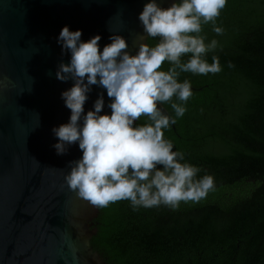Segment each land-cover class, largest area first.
Returning <instances> with one entry per match:
<instances>
[{
    "label": "clouds",
    "instance_id": "1",
    "mask_svg": "<svg viewBox=\"0 0 264 264\" xmlns=\"http://www.w3.org/2000/svg\"><path fill=\"white\" fill-rule=\"evenodd\" d=\"M228 0H174L167 8L148 0L138 15L143 34L135 54L120 34L112 33L101 50V35L82 40V30L64 26L56 37L61 55L56 80L71 83L61 93L70 110L67 123L51 129L57 140L52 145L57 156L78 146L82 155L69 162L64 184L77 198L96 208L128 201L133 211L164 206L178 210L182 203L198 204L215 189L212 175L198 176L201 169L186 162L185 153L174 150L165 138L187 112L193 96L189 80L182 73L215 75L222 71L217 56H206L218 47L212 39L205 43L203 25H217ZM157 43L151 46L147 40ZM187 57V60L184 58ZM167 63V70L162 65ZM229 67H232L229 64ZM93 86L103 92L85 112ZM169 105L174 115L165 110ZM110 114H102L105 107ZM143 120V123L140 121ZM73 259L78 257L73 251Z\"/></svg>",
    "mask_w": 264,
    "mask_h": 264
},
{
    "label": "trees",
    "instance_id": "2",
    "mask_svg": "<svg viewBox=\"0 0 264 264\" xmlns=\"http://www.w3.org/2000/svg\"><path fill=\"white\" fill-rule=\"evenodd\" d=\"M217 25L223 35L211 24L201 34L218 41L205 58L217 56L222 71L181 74L193 96L165 131L215 189L175 211H133L128 201L98 208L90 247L105 264H264V0H228Z\"/></svg>",
    "mask_w": 264,
    "mask_h": 264
},
{
    "label": "water",
    "instance_id": "3",
    "mask_svg": "<svg viewBox=\"0 0 264 264\" xmlns=\"http://www.w3.org/2000/svg\"><path fill=\"white\" fill-rule=\"evenodd\" d=\"M147 2L0 0V264H105L90 247L98 208L64 184L69 162L82 153L72 146L57 156L52 148L51 129L70 116L60 97L71 83L55 78L69 56L61 55L56 37L67 25L82 30L85 42L101 35L102 50L116 33L135 54L143 34L138 15ZM157 2L167 8L174 0ZM101 92L110 102L93 86L85 112Z\"/></svg>",
    "mask_w": 264,
    "mask_h": 264
}]
</instances>
